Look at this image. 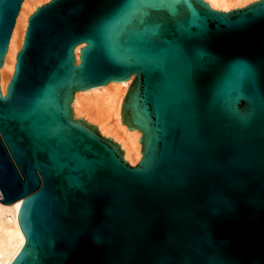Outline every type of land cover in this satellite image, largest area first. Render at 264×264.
I'll return each instance as SVG.
<instances>
[{
    "label": "water",
    "instance_id": "1",
    "mask_svg": "<svg viewBox=\"0 0 264 264\" xmlns=\"http://www.w3.org/2000/svg\"><path fill=\"white\" fill-rule=\"evenodd\" d=\"M23 0H0V69ZM120 144L75 94L125 84ZM10 264H264V0H49L0 84Z\"/></svg>",
    "mask_w": 264,
    "mask_h": 264
},
{
    "label": "bare ground",
    "instance_id": "2",
    "mask_svg": "<svg viewBox=\"0 0 264 264\" xmlns=\"http://www.w3.org/2000/svg\"><path fill=\"white\" fill-rule=\"evenodd\" d=\"M23 1V6L21 5L22 9H20L21 11L14 26L15 29L13 28L14 32H12L9 49L0 69V84L4 94L7 91L8 83L15 69L17 53L21 49L29 24V17L38 6L47 3L49 0L47 2H44V0ZM206 1L213 8L230 10L237 8V6H245L255 0ZM133 78L134 75L125 84H106L104 87H97L90 91L75 94L73 100L74 116H80L77 118H87L86 120L89 123L98 127L102 135L106 137L113 136V140L118 142L122 149L124 147V157L126 156L125 159L127 158L130 164L139 162L142 157L140 148L142 133L129 130L127 127L122 126L121 101H123ZM0 199H2L1 191ZM20 202L21 199L12 203H3L0 201V264H10L25 243V236L21 230L17 216Z\"/></svg>",
    "mask_w": 264,
    "mask_h": 264
},
{
    "label": "rangeland",
    "instance_id": "3",
    "mask_svg": "<svg viewBox=\"0 0 264 264\" xmlns=\"http://www.w3.org/2000/svg\"><path fill=\"white\" fill-rule=\"evenodd\" d=\"M47 1H48V0H46V1L44 0V2H47ZM44 2H43V3H44ZM23 3H24V1H23ZM23 3H22V6H23ZM41 4H42V3H41ZM41 4H40V5H41ZM242 6H243V5H242ZM237 7H239V6H237ZM232 8H234V7H232ZM21 9H22V7H21ZM220 9H221V8H220ZM20 11H21V10H20ZM14 29H15V28H14ZM13 32H14V31H13ZM10 42H11V41H10ZM77 117H80V116H77ZM81 117H84V116H81ZM86 119H87V118H86ZM89 121H90V120H89ZM91 122H93V121H91ZM93 123H95V122H93ZM95 124H97V123H95ZM99 128H100V127H99ZM100 130H101V129H100ZM102 133H103V132H102ZM103 134H104V133H103ZM105 135H106V134H105ZM107 136H112V135H107ZM112 137H113V136H112ZM114 139H115V138H114ZM115 140H117V139H115ZM117 141H118V140H117ZM119 142H120V141H119ZM121 145H122V144H121ZM122 147H123V146H122ZM123 149H124V147H123ZM124 150H125V149H124ZM125 157H126V156H125ZM126 160H128V159L126 158ZM137 162H138V161H137ZM137 162H136V163H137ZM136 163H135V164H136ZM131 164H132V163H131ZM135 164H132V165H135Z\"/></svg>",
    "mask_w": 264,
    "mask_h": 264
}]
</instances>
